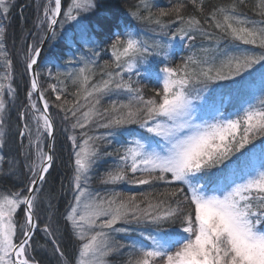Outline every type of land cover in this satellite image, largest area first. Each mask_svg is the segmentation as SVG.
<instances>
[{
    "label": "snow or ice",
    "instance_id": "obj_1",
    "mask_svg": "<svg viewBox=\"0 0 264 264\" xmlns=\"http://www.w3.org/2000/svg\"><path fill=\"white\" fill-rule=\"evenodd\" d=\"M189 2L203 19L185 16L183 0L168 8L139 0L130 15L151 38L118 33L101 65L81 20L96 0H44L22 54L21 142L8 158L18 93L4 21L14 0H0V178L17 182L0 189V264H42L38 253L48 246L57 264H111L125 251L122 264H264V0H230L207 13L203 0ZM69 23L91 55L69 59L73 71L45 73L42 46ZM176 41L190 54L172 65ZM149 58L158 61L145 78L157 88L146 96L139 66ZM53 107L71 146L62 220L72 255L53 226L55 196L46 187L56 164ZM120 184L147 187L122 192Z\"/></svg>",
    "mask_w": 264,
    "mask_h": 264
},
{
    "label": "trees",
    "instance_id": "obj_2",
    "mask_svg": "<svg viewBox=\"0 0 264 264\" xmlns=\"http://www.w3.org/2000/svg\"><path fill=\"white\" fill-rule=\"evenodd\" d=\"M65 5L69 0H63ZM139 0H96L99 5L93 12L84 14L81 17L83 24L87 27L88 35L96 41L94 47L99 49V57H97L98 63L103 64L105 60H111V42L115 39L118 33H123L125 30L132 31L134 34H139L140 39H150L152 33L149 31V26L139 23L133 19L130 12L135 9ZM152 2V0H149ZM176 0H155V4L158 7L168 8L171 4H174ZM230 0H203L205 13L211 8L220 5L227 4ZM44 0H14V7L11 10V15L7 20L4 21L6 27V51L10 58L14 61V78L15 86L17 88L18 97L15 102V107H11L9 113L10 121V149H5L3 152L7 154L8 158L17 155L18 146L20 144V138L17 136L19 131V125L22 123L18 120V111L21 110L25 104L26 98V87L28 83L27 76L24 75L22 54L26 50L27 44L32 42L30 33L36 31V19L38 14L42 15V5ZM185 4L184 14L195 15L197 18L203 19L201 14L197 11L193 4L189 0H183ZM252 0H249L251 5ZM37 4L41 5V8H37ZM243 11L252 19H259L251 7L243 9ZM169 19V18H166ZM38 38V37H37ZM190 54L187 47H182L178 41L174 47V54L170 63L172 65L180 64L182 59ZM81 55L90 56L91 53L88 51V47L84 45L80 40L79 32L73 27V23L64 25L62 32L58 31V35L54 40H50L49 43L43 50L40 58L42 70L47 73L51 71L53 75L57 72L73 71V67L67 64L69 59H78ZM158 58H149L148 64L140 65V76L139 79L142 81L144 92L146 96H151L152 90L157 88L155 80L145 78V73L152 70L154 64H156ZM158 71V67L156 69ZM3 68H0V75H3ZM137 79V77H133ZM49 83H55V81H48ZM6 83V82H5ZM230 82H223L222 84H228ZM69 90H72V86L69 83ZM48 95L54 100V96L49 92ZM71 98V97H69ZM231 110V108L227 109ZM54 121L56 122V164L54 169L51 171V175L48 177L46 187L51 190L55 199L53 200L55 216L53 226L59 223L61 231L64 235L60 237L63 242V247L68 255H72L73 244L69 237L68 232L63 227L62 213L67 207V202L71 198V194L67 190V177L70 174V152L71 146L70 141L67 140L68 133L61 130L62 125L60 122L59 114L57 109L51 108ZM104 131V130H101ZM139 131V129H137ZM123 139V137H121ZM256 150H260V141H256ZM113 147H119L118 144ZM251 147V145L249 146ZM112 158H106L101 160L98 165V172L102 174L106 168L111 164ZM16 181L0 178V189H12L16 184ZM93 187L101 192H105L108 189L106 186L99 184L98 182L93 183ZM110 187V186H109ZM147 186L137 188L128 184H120L117 186L118 191L122 192H137L144 190ZM45 214V210L42 209L41 215ZM177 228L179 225L176 226ZM122 237V234H121ZM123 238V237H122ZM126 239V238H124ZM36 240L40 244H44L43 234L39 233L36 236ZM50 246L47 251H40L38 258L42 261V264H57L56 257L51 254ZM111 264H122V261L126 259V251L124 256H113L109 258Z\"/></svg>",
    "mask_w": 264,
    "mask_h": 264
},
{
    "label": "water",
    "instance_id": "obj_3",
    "mask_svg": "<svg viewBox=\"0 0 264 264\" xmlns=\"http://www.w3.org/2000/svg\"><path fill=\"white\" fill-rule=\"evenodd\" d=\"M49 43V41H47L45 44H43V50H44V48L46 47V45ZM43 53V52H42Z\"/></svg>",
    "mask_w": 264,
    "mask_h": 264
},
{
    "label": "rangeland",
    "instance_id": "obj_4",
    "mask_svg": "<svg viewBox=\"0 0 264 264\" xmlns=\"http://www.w3.org/2000/svg\"><path fill=\"white\" fill-rule=\"evenodd\" d=\"M178 41L174 42L175 46L177 45ZM223 83V82H221ZM108 189H105L104 191H107Z\"/></svg>",
    "mask_w": 264,
    "mask_h": 264
}]
</instances>
